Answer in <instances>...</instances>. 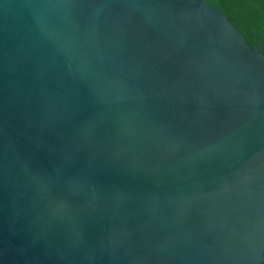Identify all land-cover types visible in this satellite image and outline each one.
Wrapping results in <instances>:
<instances>
[{
    "label": "water",
    "instance_id": "95a60500",
    "mask_svg": "<svg viewBox=\"0 0 264 264\" xmlns=\"http://www.w3.org/2000/svg\"><path fill=\"white\" fill-rule=\"evenodd\" d=\"M212 0H0V264H264V55Z\"/></svg>",
    "mask_w": 264,
    "mask_h": 264
},
{
    "label": "trees",
    "instance_id": "16d2710c",
    "mask_svg": "<svg viewBox=\"0 0 264 264\" xmlns=\"http://www.w3.org/2000/svg\"><path fill=\"white\" fill-rule=\"evenodd\" d=\"M220 13L252 45L262 38L264 30V0H212ZM264 55V40L260 46Z\"/></svg>",
    "mask_w": 264,
    "mask_h": 264
}]
</instances>
